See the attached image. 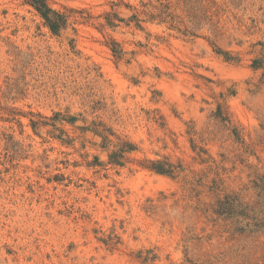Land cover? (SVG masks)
Returning <instances> with one entry per match:
<instances>
[{
    "label": "rangeland",
    "instance_id": "374dc122",
    "mask_svg": "<svg viewBox=\"0 0 264 264\" xmlns=\"http://www.w3.org/2000/svg\"><path fill=\"white\" fill-rule=\"evenodd\" d=\"M47 1L0 0V264H264V0Z\"/></svg>",
    "mask_w": 264,
    "mask_h": 264
},
{
    "label": "trees",
    "instance_id": "16d2710c",
    "mask_svg": "<svg viewBox=\"0 0 264 264\" xmlns=\"http://www.w3.org/2000/svg\"><path fill=\"white\" fill-rule=\"evenodd\" d=\"M45 20L46 25L54 34H59L67 24L64 13L53 9L47 0H28ZM131 146V145H130ZM155 170L165 172L162 167H158L157 163H153Z\"/></svg>",
    "mask_w": 264,
    "mask_h": 264
}]
</instances>
